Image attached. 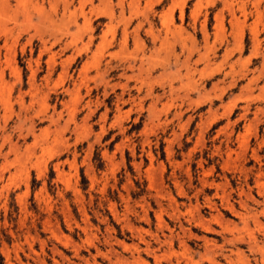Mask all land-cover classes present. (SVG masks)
<instances>
[{
  "label": "rangeland",
  "instance_id": "1",
  "mask_svg": "<svg viewBox=\"0 0 264 264\" xmlns=\"http://www.w3.org/2000/svg\"><path fill=\"white\" fill-rule=\"evenodd\" d=\"M0 264H264V0H0Z\"/></svg>",
  "mask_w": 264,
  "mask_h": 264
},
{
  "label": "bare ground",
  "instance_id": "2",
  "mask_svg": "<svg viewBox=\"0 0 264 264\" xmlns=\"http://www.w3.org/2000/svg\"><path fill=\"white\" fill-rule=\"evenodd\" d=\"M207 229L209 228V227H206ZM55 246V245H54ZM213 260V259H212ZM43 262V261H42Z\"/></svg>",
  "mask_w": 264,
  "mask_h": 264
}]
</instances>
